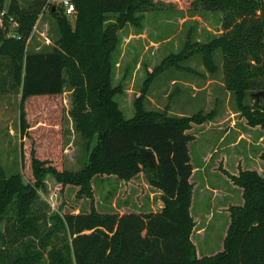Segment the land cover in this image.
Here are the masks:
<instances>
[{
	"label": "trees",
	"instance_id": "1",
	"mask_svg": "<svg viewBox=\"0 0 264 264\" xmlns=\"http://www.w3.org/2000/svg\"><path fill=\"white\" fill-rule=\"evenodd\" d=\"M73 2V24L60 6L59 9L48 0H33L27 7L19 6L18 0H9L0 13V90L6 85L7 91L21 94V159L24 160L23 138L30 125L25 107L28 100L40 102L36 131L43 130L44 135L38 136L49 140V158H39L30 150L32 181H25L17 172L7 173L0 166V264H264V179L254 172L233 178L243 187L246 205L234 211L233 228L227 232L224 251L214 258L198 260L194 256L195 248L189 241L193 225L189 212L193 166L188 148L194 135L186 131L197 113L170 116L164 111L147 110L140 97L135 101L134 115L124 118L113 99L120 87L109 86L105 77L108 70H104L100 86L96 88L86 79L88 88L80 92L83 81L79 72L88 74L92 69L79 65L72 73L77 83L72 115L88 150L83 169L72 172L63 168L60 156V114L51 116L50 112L47 116L42 112L47 109L45 102L60 110L66 83L63 72L69 65L67 55H72L77 63L85 60L83 52H75L78 45L90 47L88 56L95 54L107 63L115 38L112 29L102 30L99 25L103 12H117L118 27L126 21L138 26L141 15L137 13L166 6L173 10L202 7L222 13V33L202 46L200 52L203 59L211 56L212 50L224 54L226 88L241 104L248 89L262 86L264 0H193L191 4L188 0ZM46 6L57 16L60 49L27 51L25 40ZM1 7L0 3V10ZM71 63L75 64L73 59ZM162 70L159 65L148 72L144 92L149 80ZM254 112L253 117L247 113V119L264 128V113ZM142 148L152 153L157 171L145 161ZM138 173L160 191L163 205L159 211L104 214L91 209L87 213L61 215L50 212L48 202L40 194L48 175L62 187L65 183L78 186L76 196L80 197L92 196L89 183L95 175L130 180Z\"/></svg>",
	"mask_w": 264,
	"mask_h": 264
},
{
	"label": "rangeland",
	"instance_id": "2",
	"mask_svg": "<svg viewBox=\"0 0 264 264\" xmlns=\"http://www.w3.org/2000/svg\"><path fill=\"white\" fill-rule=\"evenodd\" d=\"M32 1L18 0L21 7H27ZM179 1L182 3V0ZM192 1L188 0V3ZM48 2L55 7L60 6L59 0ZM0 3L1 13L9 0H0ZM139 15L140 25L126 21L118 27V13L103 12L99 25L102 30L112 29L115 38L107 63L95 54L88 56L90 47L78 45L75 52H83L85 60H77V63L72 55H67L69 65L63 72L66 83L60 99V110L50 108L45 102L47 109L42 112L47 116H50V112L51 116L60 114V156L63 168L72 172L83 169L88 150L86 139L77 131L72 115L77 88L72 73L79 65L92 69L88 74L79 72V78L83 81L80 92L88 88L86 79L96 88L100 86V78L104 70H108L105 77L109 86L120 87L113 99L124 118L134 115L135 101L140 97L147 110L164 111L170 116L197 113L196 120L189 123L186 131L194 135V139L188 143L193 166L189 208L193 225L189 241L195 248L196 259L214 258L225 249V238L228 230L233 228L235 209H244L246 205L243 187L233 178L239 179L242 173L246 172L249 176V172H254L264 179V128L252 124L250 118L246 117L247 113L253 117L254 111L264 113V75L262 86L248 89L241 104H238L224 81V54L220 50H212L211 56L203 59L200 48L222 33L221 12L202 7L173 10L166 6L139 12ZM67 18L73 24L74 15ZM59 42L57 16L46 6L25 40V50L60 49ZM204 48L207 50V47ZM72 59L77 66L71 63ZM159 65L163 70L149 80L148 90L144 92L148 72ZM5 86L4 90H0V166L7 173L17 172L25 181H32L30 150L33 149L39 158H49V140L46 136L45 139L38 136L44 135L43 130L37 128L36 131L39 124L37 106L40 102L33 99L25 103L30 125L27 137L23 138V160L20 157L19 130L21 94L20 91H7ZM89 187L92 196L77 197L78 186L65 183L62 187L48 175L45 190L40 194L48 202L50 212L57 211L61 215L87 213L91 209L104 214L157 212L163 205L160 191L150 188L142 173L129 182L95 175Z\"/></svg>",
	"mask_w": 264,
	"mask_h": 264
},
{
	"label": "built area",
	"instance_id": "3",
	"mask_svg": "<svg viewBox=\"0 0 264 264\" xmlns=\"http://www.w3.org/2000/svg\"><path fill=\"white\" fill-rule=\"evenodd\" d=\"M60 6L63 10V13L66 16H72L75 13V5L73 0H59Z\"/></svg>",
	"mask_w": 264,
	"mask_h": 264
},
{
	"label": "water",
	"instance_id": "4",
	"mask_svg": "<svg viewBox=\"0 0 264 264\" xmlns=\"http://www.w3.org/2000/svg\"><path fill=\"white\" fill-rule=\"evenodd\" d=\"M141 153L144 156L145 161L150 165V167L153 168L155 171H157V166L155 164V161H154V158L152 156V153L149 150L145 149V148L141 149Z\"/></svg>",
	"mask_w": 264,
	"mask_h": 264
},
{
	"label": "crops",
	"instance_id": "5",
	"mask_svg": "<svg viewBox=\"0 0 264 264\" xmlns=\"http://www.w3.org/2000/svg\"><path fill=\"white\" fill-rule=\"evenodd\" d=\"M138 174H140V173H138ZM138 174H137V175H138ZM99 175H100V174H99ZM137 175H135V176H137ZM105 176L115 177L116 179H118V180H120V181H123V182H129V181L132 179V178H131L130 180H123V179H119V178H117L115 175H105ZM148 186H149L150 188H153V187H151L150 185H148Z\"/></svg>",
	"mask_w": 264,
	"mask_h": 264
}]
</instances>
